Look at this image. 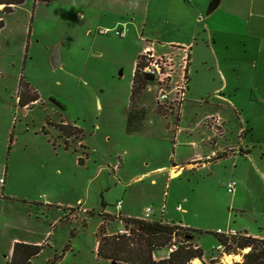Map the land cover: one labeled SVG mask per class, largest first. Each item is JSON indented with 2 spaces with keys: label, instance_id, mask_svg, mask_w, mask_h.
Here are the masks:
<instances>
[{
  "label": "rangeland",
  "instance_id": "374dc122",
  "mask_svg": "<svg viewBox=\"0 0 264 264\" xmlns=\"http://www.w3.org/2000/svg\"><path fill=\"white\" fill-rule=\"evenodd\" d=\"M79 1L24 0L6 17L5 30L1 34L5 39L1 41L9 38L12 40L10 46L15 47L16 42H21L15 38L17 33L19 35L26 30L24 39L27 45L35 40V36L39 42L31 45V51L28 48L24 68L19 56L16 70L20 69L23 82L22 86L15 85L14 89L13 79L5 80L11 69L4 71L8 61L0 54V171L3 169L5 172L7 168L15 177L36 179L43 188H33L28 183L29 198L35 201L25 204L7 199L6 204H0V210L3 208L0 214V249H4L7 243L9 246L13 238H25L27 229L39 230L40 226L34 224L38 218H43L45 212L38 209L42 208V201L47 200L52 204L49 213L60 218L61 222L51 229L48 227L44 249L29 264H49L50 259L61 255L66 244L70 245L72 251L66 252L56 264H105L95 259L94 234L97 226L103 225L107 235H113L118 231L116 227L122 224L105 213H114L118 200H122L135 215L143 214L145 207L155 210L166 200V221L182 222L202 231L195 238L199 239L207 261L216 259L223 264L241 262L247 249L230 255L216 253L212 250L217 244L216 239L204 233L223 225L225 221L231 228L238 225L255 226V213L250 207L244 213L239 211L223 188L222 183L225 182L222 179L183 170L180 175L168 180L166 174L160 175L153 185L150 176L143 177L141 174L154 166L170 167L171 161L176 163L182 150L185 151L182 157H188L189 148L182 147L178 134L182 131V137H189L191 133L189 141H200L195 138L198 129L202 128L199 126L209 121L195 118V114L198 110L207 111L213 98L204 102H185L183 98L179 106L178 102L171 101L175 95V85L170 80L162 86L156 82L147 83L138 90L137 99L132 98V69L144 45L155 48L164 46L159 53L166 58V63L173 65L174 82L179 78V60L176 58L173 61V55L180 52L168 50L165 43L169 39L167 35L155 34L151 37L138 31L125 30L123 38L119 39L113 34L99 36L98 29L97 33L92 30L88 36L83 27L84 21L76 18V11L72 9L73 4ZM2 9L0 6V11ZM50 43L56 45L49 53L47 49ZM162 51L169 53L164 56ZM94 53L99 55L94 56ZM151 54L158 56L153 52ZM55 57L61 60V65L56 68L52 65ZM144 58L147 59L146 55L138 61L144 64ZM164 58L152 59L161 65L165 62ZM159 88L168 93L170 100L166 103L156 100ZM31 94H35L38 100L24 110L18 102L21 100L23 104ZM140 96H143V102L137 101ZM130 106L144 112V127L133 134L126 133V115ZM178 112L179 123L176 121ZM61 121L76 124L82 130L81 139L88 152V162L82 166L73 158V155H82L81 150L74 146L77 144L74 138L67 140L70 154L56 156V151L54 154L52 150H64L63 140L58 138L60 132L56 128ZM46 142L53 148L47 146ZM140 175L142 177L136 180ZM13 187L16 191L22 189L17 183ZM13 187L11 192L14 194ZM177 205L181 206V213L174 211ZM68 209L79 213L85 210L93 215L87 218V224L82 228L64 218L61 210L69 213ZM101 215L106 220L101 219ZM83 217L80 213L77 219ZM8 226L7 231L5 228ZM178 227L181 230L176 242L184 238L182 234H192L182 230L184 227ZM71 230H75L76 235L69 238ZM3 232H8L7 243L3 240ZM7 253H0L4 264L10 262ZM154 255L156 259L165 258L166 247L156 249ZM5 256L8 257L6 261ZM192 264L197 263L193 261Z\"/></svg>",
  "mask_w": 264,
  "mask_h": 264
},
{
  "label": "crops",
  "instance_id": "0c3cea01",
  "mask_svg": "<svg viewBox=\"0 0 264 264\" xmlns=\"http://www.w3.org/2000/svg\"><path fill=\"white\" fill-rule=\"evenodd\" d=\"M209 2L210 0H80L79 3L73 4L72 9L76 11V18L84 21L83 27L88 36L92 34V30L97 33L98 29L138 31L142 35L147 34L151 37H154L155 34L167 35L169 39L165 43L168 50H175L177 53L186 55L185 102H204L205 99L213 98L208 105V110L205 112L198 110L195 118L207 121L208 117H220L223 120L222 131L216 135L211 122H205V125L199 126L202 128L198 129L195 137L199 138V142L189 141V137H192L191 133L188 135L189 137H182V131H180L178 134L179 143L183 148L185 146L189 148L188 157H182L185 154V151L182 150L178 154L176 163L171 161L170 167L167 165L154 166L141 174L143 177L150 176L152 178L150 183L153 185L156 184L158 176L166 174V180H168L177 177L183 170L197 172L200 176L209 175L220 178L225 182L222 183L224 189L227 183L235 182L236 185L232 193H226L231 196V202L237 204L241 213L248 211L246 209L250 207L257 216L254 219L253 225L255 226L238 225L236 228H231L225 221L223 225L216 226L214 230H206L204 233L210 234L215 240L216 230L230 229L243 236L264 240V0H221L218 8L213 13L207 14ZM13 10L10 14L3 16V27L0 29V54L8 61L4 71L11 69L5 80L8 81L12 78L14 89L15 85L23 82L20 69L16 70L19 56L21 66L24 68L28 48L30 50L31 45L39 41L35 36V40L28 42L27 45L24 39L26 30L22 34L18 35L17 33L15 38L21 42H16L15 47L10 46L12 40L9 38H6L5 42L1 41V39H5L1 34L5 30L6 17L11 15ZM55 45V43H50L47 51L52 52ZM163 48V45L157 48L144 45L136 56L132 72L135 69L138 56L144 51L160 55L159 51ZM169 51H162L161 54L167 55ZM93 55L97 56L99 53ZM52 65L54 68L60 66L61 60L53 58ZM255 73H257V77H255ZM142 97L140 96L137 101L141 102ZM23 109L27 110L28 108ZM179 114L178 112L176 117L177 123L180 120ZM60 117L62 118V116ZM141 124L142 127L145 122L142 120ZM74 125L80 129L76 124ZM242 130L243 132L240 134ZM81 136L75 139L77 144L74 146L81 150L82 155H73V158L77 163L79 158L83 159V163H87V147L82 142ZM45 144L51 149L53 148L49 142ZM193 144L196 146L194 147ZM63 148L64 150L61 151L54 148L52 150L56 151V156L70 154L65 145ZM0 175H3V178H0L3 180L0 186V204L2 205L6 204L7 199H15L14 201L25 202V204L35 201L29 198L28 183L32 184L33 188H43L36 179L15 177L12 173L10 174L7 168L5 172L1 169ZM141 177L140 175L136 180ZM14 183H17L22 189L16 191L13 187ZM12 187L14 194L11 192ZM118 201L122 202L119 216L125 218L141 219L145 209L149 208L145 207L143 214L135 215L122 200ZM41 206L42 208L38 210L45 212L44 216L42 219L38 218V222L34 224L40 226L39 230L36 229L39 235L34 228L27 229L30 232L25 231V238L22 240L13 238L8 246V232H3V240L7 244L4 249L2 248L3 250L0 249V253L8 251L7 256L11 258L13 245L16 241L40 246L44 249L48 227L51 229L60 218L49 213V208L52 206L49 201H42ZM175 207V212L183 211L182 208L181 211H176ZM165 211L166 200L159 208L152 210L151 220L192 229L182 222L166 221L164 219ZM115 212L105 214L113 216ZM82 220L83 218L80 220L76 218L73 222L81 226ZM23 223L29 225L27 221ZM120 226L118 225L116 230L121 229L122 226ZM8 229L9 226L5 228L7 231ZM195 237L193 243L202 250V246L198 242L199 239ZM95 248L96 242L94 251ZM7 256H5V261ZM167 257L168 255H165V258ZM153 258L157 261L164 257L156 259L153 254ZM202 260L207 261L204 255ZM98 261L111 264L110 261ZM0 264H4L1 258Z\"/></svg>",
  "mask_w": 264,
  "mask_h": 264
},
{
  "label": "trees",
  "instance_id": "16d2710c",
  "mask_svg": "<svg viewBox=\"0 0 264 264\" xmlns=\"http://www.w3.org/2000/svg\"><path fill=\"white\" fill-rule=\"evenodd\" d=\"M46 2L47 0H36ZM221 0H210L207 14L213 13L219 6ZM24 0H0V6L3 7L0 11V29L3 27V16L10 14L15 7L21 6ZM142 57L138 56L135 69L132 75V85L131 94L132 98L137 99V96L142 88L147 83L151 82V78L142 73L141 70L144 64L138 61ZM22 86V82L19 83V87ZM28 89V86H27ZM28 92V90H26ZM22 99V98H21ZM38 100L35 94L28 95L26 100H19L18 104L22 108H28L29 104ZM58 105V104H57ZM144 117V112L137 110L136 106H130L126 115V132L128 134L139 132L141 129V122ZM167 117V115H164ZM60 132L58 138L63 140L65 148H67V139L74 138L78 139L82 132L80 129L76 128L74 124L66 123L61 121V123L56 127ZM46 134V133H45ZM83 159H78V164L82 165ZM69 213L61 210L64 218L70 221L78 218V215L83 214V220L81 227L84 228L87 222V218L93 215L92 212L81 211L80 213L74 209H68ZM77 212V213H76ZM101 219H105L104 215L100 216ZM110 218V217H109ZM114 219H118L124 228H129L128 235H107L106 229L103 225H99L95 231V257L98 260L110 261L111 264H192L193 261L199 260V264H223L216 259H209L208 261H203V252L198 249H192L193 240L196 235L202 234L201 231L192 229H182L187 230L192 234L184 233L182 236L183 240L187 241L188 246L178 245L177 249L170 253L167 258L161 260H154L153 254L156 249L167 247L173 244V239L178 236L179 229L178 225L173 224H163L161 221H143L141 219H131V218H117L113 216ZM113 219V220H114ZM61 222L60 219L57 221ZM104 222V221H103ZM121 224V225H122ZM80 226V225H79ZM76 235L75 230H71L69 233V238ZM216 241L225 246V253L230 255L236 251L248 250V252L243 255L241 262L234 264H264V240L257 239L250 236H239L232 237L230 239H224L221 236L215 234ZM69 243V242H68ZM192 244V245H191ZM42 247L27 245L23 243H15L13 245L11 258L9 264H29L30 261L39 255ZM72 251L69 244H66L61 252V255L54 256V258L48 261L49 264H56L61 258H63L66 252ZM235 254V253H234Z\"/></svg>",
  "mask_w": 264,
  "mask_h": 264
},
{
  "label": "built area",
  "instance_id": "2783aa9c",
  "mask_svg": "<svg viewBox=\"0 0 264 264\" xmlns=\"http://www.w3.org/2000/svg\"><path fill=\"white\" fill-rule=\"evenodd\" d=\"M1 18H0V22H1ZM98 34L99 35H107V34H113L114 36L118 37V38H123L124 33L122 30L120 29H99L98 30ZM148 54V55H147ZM147 57L144 58L145 63H144V67L142 68L141 72L148 75L151 78V82H156L159 85H165L166 83H168L167 81L170 80L171 82L174 83L175 87L174 92L175 95L174 97L171 99L172 102H178L179 106L184 98V94L186 91V80H185V75H184V69L186 66V55H184L183 53L181 54H175L173 55V61H175L176 58H178L179 60V73H178V80H176V82H174L173 79V75L172 73H174L173 69V65L171 63H166V58L161 57L160 55H158L157 57L154 56V54H151V52H147L144 51L140 57ZM166 56V55H164ZM155 59H165L164 63H161V65L156 61L153 60L152 58ZM171 62V61H169ZM167 65H169V67H166ZM167 69H169V71H167ZM171 69V71H170ZM170 72V73H168ZM170 82V83H171ZM159 103H166L168 100H170L168 98V93H166L162 88L158 89V96L157 99ZM170 114V113H169ZM172 114V113H171ZM207 120L209 122H211L212 125V129L214 130V133L216 135H219L221 133V129L223 127V120L220 117L217 116H213V117H208ZM209 124V123H208ZM243 132V130L240 132V134ZM193 146L195 147L196 144ZM3 180H0V186L2 185ZM236 183L235 182H230L227 183L225 186V189L228 193H232L234 187H235ZM121 201H118L115 205H114V209H115V217L119 218V210L121 208ZM176 211H181V206L178 205L175 207ZM163 211V208L161 209V212ZM118 213V214H117ZM151 214H152V209L151 208H146L144 211V215L141 218V220L143 221H151ZM128 230L129 228H124V226L119 229L118 231H116L115 233H113L114 235H128ZM217 235L221 236L224 239H230L232 237H239V236H243L240 233L234 231V230H216L215 232ZM176 239V238H175ZM173 239V244L169 245L166 247V255H169L170 253H172L173 251H175L177 249L178 245H183V246H188V242L182 240H179L176 242V240ZM192 245V244H191ZM199 247L196 245H192V249H198ZM213 251H215L216 253H220L223 254L225 252V246L222 245L221 243L217 242L216 246L212 248Z\"/></svg>",
  "mask_w": 264,
  "mask_h": 264
},
{
  "label": "water",
  "instance_id": "95a60500",
  "mask_svg": "<svg viewBox=\"0 0 264 264\" xmlns=\"http://www.w3.org/2000/svg\"><path fill=\"white\" fill-rule=\"evenodd\" d=\"M56 59V57L54 58V60ZM54 66H56V65H54ZM196 263L197 264H199L200 263V261L199 260H196Z\"/></svg>",
  "mask_w": 264,
  "mask_h": 264
}]
</instances>
